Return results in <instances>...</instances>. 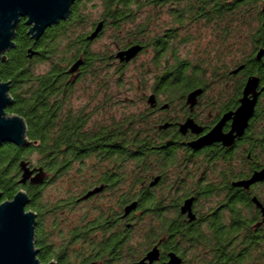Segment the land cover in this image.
<instances>
[{
    "label": "flooded vegetation",
    "instance_id": "obj_1",
    "mask_svg": "<svg viewBox=\"0 0 264 264\" xmlns=\"http://www.w3.org/2000/svg\"><path fill=\"white\" fill-rule=\"evenodd\" d=\"M201 5L195 0H162L156 9L158 16L175 17V11L193 20L206 18L211 8L218 10L217 5ZM195 8L197 14H191ZM107 20L98 18L105 29L97 38L108 28ZM26 21L19 22L13 49L19 44L17 34L30 36ZM192 23L195 37L214 33ZM184 29L189 31V26L168 30L165 43ZM30 37L35 53L30 60L40 58V39ZM142 43L143 50L129 63L116 58L125 50L117 45L107 56L117 74L154 49L145 75L136 78L137 89L117 76L85 77L84 63L74 82L67 70L55 80L62 82V92L22 94L49 108L48 126L87 134L86 141L75 146L83 151L72 164H91V175L69 172L66 144L61 179L65 190L77 197L75 203L92 206L93 215L81 221L79 233L66 232V249L72 259L90 264H140L154 250L158 259L153 264H169L172 257L177 264H264V57L258 61L256 50L248 61L220 64L216 75L198 70L194 77V72L164 70L159 45L145 39ZM44 63L50 73L51 62ZM251 79L258 80V87L246 96ZM196 91L201 94L193 105L189 96ZM12 100V105L17 102ZM132 100L137 103L134 113ZM252 104L250 113H244V106ZM133 115L145 131L135 150ZM218 126L222 140L199 144ZM132 154L142 155L145 167L140 172H132ZM47 175L45 183L51 180ZM92 191V197L83 199ZM133 204L136 209L125 216Z\"/></svg>",
    "mask_w": 264,
    "mask_h": 264
},
{
    "label": "trees",
    "instance_id": "obj_2",
    "mask_svg": "<svg viewBox=\"0 0 264 264\" xmlns=\"http://www.w3.org/2000/svg\"><path fill=\"white\" fill-rule=\"evenodd\" d=\"M195 1L197 7L199 5L201 7V4L205 3L209 7L217 5L218 10L214 11L211 8V12L206 18L198 20H193L191 16L182 17L177 15V12L171 11L172 14H175V17H170V19L177 26L188 25V32L192 31L191 24H193V21L201 24L205 29L208 28L214 31L211 35L213 37V41L210 43L211 48L204 52L208 59L203 62L189 61L188 59H184L170 42L165 43V40L161 41V39H157L154 42L155 45H159L158 47H160L158 52L161 57V64L165 68L164 70L175 71L178 69L184 75H188V72H190V75L196 72L195 74L193 73L194 77L198 76V70H210L212 74L216 75L220 71V64L226 62L228 56L232 55V48L238 47V40L239 49L237 48V52L238 50L241 52L247 51L245 48L249 50L248 52H243L244 55L234 62L227 61L233 66L251 59L256 50V52L264 50V0ZM92 2L100 3L102 13L99 18L108 19L107 27L114 29L116 33H120L125 24L137 22L144 9L151 7L157 12L156 6L162 0H77L71 7L69 17L49 28L36 43L38 48L42 50L40 58L30 60V53L28 51L32 50L33 42L30 40L31 37L27 36L24 32L17 34L19 44L15 49L8 52L6 62H0V81L10 84V89H12L10 96L17 101L8 107L6 113L10 116L17 115L26 121L27 139L30 143L27 147L7 144L0 148V204L12 201L21 190L27 193L30 199L27 212H32L37 216L35 245L39 251L38 260L41 264H49L51 262H55L56 264H90L92 262L89 260L72 259V255L66 249L69 245L64 241L66 232L72 231L76 234L81 231L82 226H79L81 221H85L86 217H92L93 215L92 206H78L75 203L77 197H73L70 194L71 192L69 193L65 190L63 184H60V188H56L59 193L58 195L62 196L58 201L48 203L43 199L44 190L62 177L63 166L65 164L63 162L65 157L64 147L66 144H68L67 156L70 173L74 176L77 173V176L85 178L91 175L92 166L87 163L72 164V159L76 158L81 150L83 151L82 148L79 149L75 146L82 144V141L85 142L87 134L84 133L82 135L76 131L65 133L58 126H48L52 119L47 113L49 108L43 104L35 105L33 102L36 100H33L32 97L23 98L22 94H55L62 92V82L55 80L61 76L64 77L66 70L68 72L71 66L80 59L81 55L85 56V63H88V66L84 64L86 65V72L94 67L95 62H101V58L89 51L90 42H88L87 38L102 21L97 20L91 24V28H94L93 32L78 35L76 39L73 36L74 29L79 26L81 27L85 23L86 17L83 15V9ZM191 4L189 1L186 2V5ZM222 6H226L225 9H221ZM195 11H197L196 8L190 10L191 14L194 12V15H196L197 12ZM186 14H188V10ZM143 26L138 28V31L130 33L125 43L115 42L114 45H117L121 49L125 48V50L135 45L143 47L142 42L144 37L143 40H141L142 36L140 37V34H146ZM63 38H66L68 41L65 52H61L63 45L61 40ZM196 40L197 37L189 36L187 40H183V44H194L197 49L193 51L201 53L203 48H200L201 46ZM195 41L198 45L194 43ZM232 41L233 43L235 42L234 45H231L230 42ZM229 43L233 46L232 48H229ZM212 52L216 53V58L212 57ZM37 62L41 64L51 62V72L36 75L33 70L37 67ZM124 70L121 72L123 73ZM93 74L94 76L97 75L96 72H93ZM142 75H145V73H142ZM50 77L55 79L49 81ZM135 118L133 115L131 138L133 150H135L134 147L140 146V141L145 134L144 126L140 122H136ZM67 136L69 143L66 141ZM34 155H40L42 161H39V164L37 163L36 166L30 164L31 167L42 168L51 176V180L44 185L36 187L19 185L22 175L20 163L22 161L29 163ZM132 156L133 160H135L133 167L136 168V170L132 169V172H140L145 167L141 161L142 155L138 154L136 156L132 154ZM66 198L67 200L65 201ZM50 211L53 212L52 216ZM63 211H65V214H62ZM77 211L81 212L80 219L82 220L76 222L74 225L70 219Z\"/></svg>",
    "mask_w": 264,
    "mask_h": 264
},
{
    "label": "water",
    "instance_id": "obj_3",
    "mask_svg": "<svg viewBox=\"0 0 264 264\" xmlns=\"http://www.w3.org/2000/svg\"><path fill=\"white\" fill-rule=\"evenodd\" d=\"M77 0H0V60L6 61L5 54L15 47V31L21 19H26V26L29 27L28 35L39 40L46 31L61 21L66 20L71 12V7ZM104 28V23H99L95 31L87 38L89 42L97 39ZM143 50L140 45L132 46L126 50L118 52L116 58L121 63L133 61ZM29 57L35 54L30 51ZM264 57V50L257 54V60ZM85 59L83 56L71 66L67 74L74 82L79 76ZM239 71V70H238ZM237 71V72H238ZM258 80L251 79L246 87L245 95L256 93ZM201 94L196 91L189 96V103L194 105L195 99ZM10 96V84L0 81V148L7 144L18 147L29 146L27 139V125L23 118L6 113L8 107L12 105ZM247 99H245V103ZM251 106L245 105L244 113H250ZM222 140L221 128L218 126L209 135L203 138L202 144L212 143ZM22 173L19 185L26 186L28 183L34 186L43 185L47 180V173L42 168H32L30 163L22 161L20 163ZM259 178V177H258ZM257 178V179H258ZM256 179V180H257ZM255 180V181H256ZM96 192L92 191L83 199L92 197ZM1 199V197H0ZM30 199L23 190L18 192L12 201L0 204L4 208V213L0 214V264H41L38 260L39 251L36 249V229L37 216L32 212H27ZM136 209V204L126 209L125 216L130 215ZM158 259V251L154 250L148 254L140 264L146 261L153 264ZM178 261L172 257L169 264H177ZM49 264H56L51 262Z\"/></svg>",
    "mask_w": 264,
    "mask_h": 264
},
{
    "label": "rangeland",
    "instance_id": "obj_4",
    "mask_svg": "<svg viewBox=\"0 0 264 264\" xmlns=\"http://www.w3.org/2000/svg\"><path fill=\"white\" fill-rule=\"evenodd\" d=\"M102 13V7L100 3L92 2L88 4L84 9H83V15L86 17L85 23L83 25L76 29H74L73 36L74 39L78 35H82L87 32H93L94 28L92 29V23L94 21H97L98 18L100 17ZM144 25V26H143ZM143 26V29L146 30V34H140V37L142 36L141 40H143V37L146 40H157L161 39L166 40L165 38V33H167L168 30L172 29H177V25L173 23V21L168 17L167 15L165 16H158L157 12L153 10V8L149 7L143 10L141 16L137 19V22L134 24H125V26L122 27L120 33H116V31L112 28H107L106 31L96 40L93 42H90L91 45L89 46V51L94 54L95 56L101 58V62H95L94 67L86 72L85 77H93L94 74L93 72H96V76L100 77H118L123 78L122 82H126L127 80H130L133 82V86L135 89L138 88L139 82L136 81V78H140V74L142 76V73H145L146 69H148V63L151 59V57L154 55V49L152 48L150 51L144 53L141 55L132 65H130L122 74H114V68L113 66L111 67L108 63L109 61L107 60V56L109 53L114 50L115 42H120V43H125L127 36L130 33H134L138 31V28H141ZM247 29V28H244ZM177 32V31H176ZM179 33V34H178ZM177 36L175 38H170L169 42L171 45L176 48L180 55L184 59H188L189 61H198V62H203L204 60H207V56H205V51H208L211 48V41H213V37L209 35H201L199 38L197 37V40L200 44V48H203L201 53H196L193 50H196L197 48L193 44H183V40H187L189 36L195 37L194 31L188 32L186 29L178 31ZM234 39V38H233ZM236 40V39H235ZM194 43H197V42ZM62 42V47H61V52H65V47L67 44V39L63 38L61 40ZM231 45H234L235 42L233 43L230 42ZM229 43V45H230ZM245 44V43H244ZM230 45V46H231ZM64 46V47H63ZM229 48H232L231 46ZM238 47H239V40H238ZM237 47V48H238ZM237 48H232L233 52L231 56H228L227 61L229 62H234L238 58H240L242 55H244L243 52H248V48H245L247 51H239L237 52ZM239 49V48H238ZM200 52V51H199ZM216 53L212 52V57H215ZM216 58V57H215ZM49 67L47 64H41L37 63V67L34 68V72L36 75H41L47 72ZM134 99L137 100L140 97V94L137 95L134 94ZM133 106H132V113L136 111V106L137 103L136 101H133ZM136 105V106H135ZM39 161H42V158L40 155H34L31 160L30 164L32 166H36L37 163L39 164ZM60 184L62 183L61 179H58L57 181L53 182L51 186H48L44 190L43 194V199L44 201L51 203L54 201H58L62 196H59L58 191L56 188H60ZM80 213L79 211L75 212L72 216L70 221L75 225L76 222H80L82 219H80ZM48 221V220H47ZM48 224V222H47Z\"/></svg>",
    "mask_w": 264,
    "mask_h": 264
},
{
    "label": "snow or ice",
    "instance_id": "obj_5",
    "mask_svg": "<svg viewBox=\"0 0 264 264\" xmlns=\"http://www.w3.org/2000/svg\"><path fill=\"white\" fill-rule=\"evenodd\" d=\"M5 209L4 208H0V214L4 213Z\"/></svg>",
    "mask_w": 264,
    "mask_h": 264
}]
</instances>
